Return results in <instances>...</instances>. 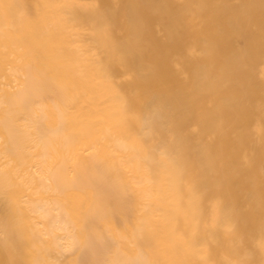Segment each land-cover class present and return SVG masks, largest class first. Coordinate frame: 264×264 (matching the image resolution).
<instances>
[{"label":"rangeland","instance_id":"374dc122","mask_svg":"<svg viewBox=\"0 0 264 264\" xmlns=\"http://www.w3.org/2000/svg\"><path fill=\"white\" fill-rule=\"evenodd\" d=\"M67 1L75 6L78 34L103 45L100 55L109 73L118 64L119 77L111 82L116 93L80 92L88 83L76 57L67 72L78 90L70 93L61 87L52 95L42 93L47 105L50 97L63 99L79 113L71 120L72 171L65 175L61 192H46L39 180L31 183L29 157L20 164V156L9 162L0 155V264H46L48 253L57 257L54 264H70L77 255L81 264H98L84 242L87 219L99 235L112 233L102 232L105 226L94 201L100 199L112 213L121 207L120 215L130 214L128 193L106 168L109 157L130 159L132 168L144 152L165 158L153 151L155 146L170 154L174 149L186 151L183 147L188 143L191 159L197 146L206 145L213 156L225 154L232 160L225 131L254 134L264 128V0ZM23 2L27 19L34 16L35 8L46 9L41 0ZM26 73L27 83L29 78L36 87V70L28 68ZM41 122L44 125L46 118ZM144 126L150 128V135L141 134ZM117 138L127 149L117 150ZM183 138L185 144L179 140ZM2 141L0 136V151L6 147ZM20 154L26 156L22 150ZM257 156L263 164L264 150ZM234 162L239 173L247 170L240 167V159ZM123 171L132 172L126 166ZM231 179L233 194L244 189L246 176L235 174ZM256 187L264 197V177ZM52 200L60 207L65 228L53 224L57 217L53 210L43 214L44 203ZM39 204L44 207L38 209ZM251 215L249 207L241 208L244 228ZM72 234L75 243L69 249Z\"/></svg>","mask_w":264,"mask_h":264},{"label":"bare ground","instance_id":"6f19581e","mask_svg":"<svg viewBox=\"0 0 264 264\" xmlns=\"http://www.w3.org/2000/svg\"><path fill=\"white\" fill-rule=\"evenodd\" d=\"M41 2L45 11L35 8L34 16L27 19L23 0H0V136L6 145L0 155L7 156L9 162L20 156V164L29 157L31 183L37 179L46 192L59 193L65 175L72 171L71 120L79 113L63 99L50 97L49 106L40 96L45 91L52 95L61 87L70 93L78 90L67 72L75 57L88 83L80 92L114 94L111 82L118 79L119 66L114 64V73H109L100 55L103 45L85 33L78 34L73 4L67 0ZM28 68L38 73L34 88L29 78L26 81ZM144 127L141 134L150 135V128ZM223 133L220 130L219 138ZM223 138L228 139L232 160L225 154L213 156L206 145L197 146L191 159L185 138L179 140L186 143V151L174 149L167 154L163 147L155 146L153 151L165 158L144 152L140 163L132 168L130 159L106 160V168L114 172L113 180L128 193L130 214L120 215L121 207L112 213L103 201H94L105 226L102 232L112 233L99 235L94 222L87 219L84 242L98 264H264V197L256 187L264 177V162L260 164L257 158L264 150V128L254 134L230 129ZM114 145L117 150L127 149L118 138ZM21 150L26 156H21ZM239 159L240 167L247 169L242 173L234 162ZM124 166L130 167L131 174L123 171ZM138 169L144 172H136ZM235 174L246 176L247 181L243 190L233 194L229 183ZM44 206L39 204L37 208L44 207V216L50 210L56 212L53 224L65 228L56 201H46ZM243 207L252 212L246 228ZM71 236L69 249L75 243ZM93 237L103 252L93 243ZM47 257L46 264L57 261L55 255L48 253ZM70 264H81V255Z\"/></svg>","mask_w":264,"mask_h":264}]
</instances>
